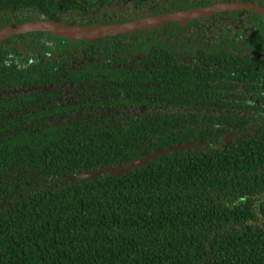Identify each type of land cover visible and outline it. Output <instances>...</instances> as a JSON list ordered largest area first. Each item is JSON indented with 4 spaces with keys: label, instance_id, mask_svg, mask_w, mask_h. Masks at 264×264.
Here are the masks:
<instances>
[{
    "label": "trees",
    "instance_id": "1",
    "mask_svg": "<svg viewBox=\"0 0 264 264\" xmlns=\"http://www.w3.org/2000/svg\"><path fill=\"white\" fill-rule=\"evenodd\" d=\"M264 0H0V30ZM0 264H264V16L0 44Z\"/></svg>",
    "mask_w": 264,
    "mask_h": 264
},
{
    "label": "water",
    "instance_id": "2",
    "mask_svg": "<svg viewBox=\"0 0 264 264\" xmlns=\"http://www.w3.org/2000/svg\"><path fill=\"white\" fill-rule=\"evenodd\" d=\"M239 10H250L264 16V7L237 2L220 3L109 26H70L50 21L27 22L20 25L14 24L0 30V44L10 38L34 32H49L64 38L97 42L109 37L161 28L171 23L186 26L195 19L208 18L218 13Z\"/></svg>",
    "mask_w": 264,
    "mask_h": 264
}]
</instances>
